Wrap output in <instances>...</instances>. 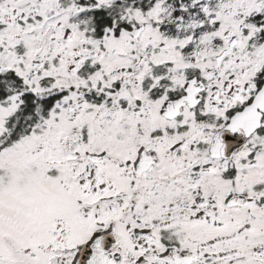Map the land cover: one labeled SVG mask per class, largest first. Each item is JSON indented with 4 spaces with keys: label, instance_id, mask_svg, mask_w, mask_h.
<instances>
[{
    "label": "snow or ice",
    "instance_id": "obj_1",
    "mask_svg": "<svg viewBox=\"0 0 264 264\" xmlns=\"http://www.w3.org/2000/svg\"><path fill=\"white\" fill-rule=\"evenodd\" d=\"M0 264H264V0H0Z\"/></svg>",
    "mask_w": 264,
    "mask_h": 264
}]
</instances>
